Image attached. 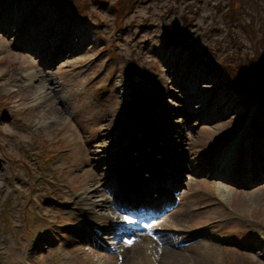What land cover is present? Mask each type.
<instances>
[{
  "label": "rangeland",
  "instance_id": "obj_1",
  "mask_svg": "<svg viewBox=\"0 0 264 264\" xmlns=\"http://www.w3.org/2000/svg\"><path fill=\"white\" fill-rule=\"evenodd\" d=\"M58 1L39 0L34 14L29 17L27 0H0V13L8 7L12 18L11 23L7 22L9 31L5 27L0 31V99L3 101L0 106V183L7 188L0 192V264L4 259L11 264H150L143 262L146 243L137 241L141 249L133 254L135 247H132L134 244L128 246L129 239L124 242V251L120 254L71 243L61 249L60 240L55 238L48 243L49 249L46 251L44 247V253H40V250L27 249L23 242L15 248L14 242L7 240L8 234L16 230L9 228L12 223L21 222L25 231L35 228L37 235L41 227L47 226L42 225V216L46 221L63 222L68 212L76 213L78 198L73 196L72 190H79L83 181V188L88 184L94 186L98 173L101 181L115 186V181L105 179V171L112 168L120 143L119 130L114 126L120 125L121 113L129 114L139 106H143L145 118L147 115L154 119L159 115L160 110L149 95L153 81L158 82L157 100L163 107L159 116L163 141L171 138L166 139V150L172 159L165 167L179 162V171L184 170L178 187L182 193L175 195L172 206L174 209L181 206L192 213L193 206L213 199L216 187L220 186L225 189L224 202L228 205L224 232L238 241L245 240L250 229L253 236V245L242 251L218 241L214 244L210 240H199L192 248L183 249L184 257L174 258L173 263L264 264V132L253 128L264 116L256 114L258 117H254L250 129L244 123L229 144L219 146L228 133L237 129L245 108L237 93L226 84L227 65L249 58L251 61L262 58L264 65V0H139L129 3L126 14L117 12L112 4L116 0L103 3L95 0L88 8L85 0ZM121 1L124 4L128 0ZM72 8L71 20L58 19L53 27L50 26L58 14ZM83 9H87L86 14ZM191 13L194 18L189 26L185 17ZM41 21L46 28L38 26L39 41L43 39L44 42L51 32H55L53 37L58 35L59 40L54 44L45 43L37 54H32L30 47L24 45L30 33L26 32ZM65 27H69L68 31H63ZM184 28L190 33L182 38L179 34ZM172 34L181 39L171 46L167 39ZM221 58L224 74L218 76L213 61ZM33 65L39 68L36 76H30ZM135 72L141 75L142 89L131 87ZM16 75L21 79L19 88L11 87L9 80ZM43 76L52 80L55 90L38 89L34 93L38 78ZM142 92L149 102L143 100ZM50 99L65 111L62 121L52 117L50 108H46ZM211 99L214 103L208 105L207 100ZM29 105L37 107L31 109ZM37 109L44 111L40 117L35 116L34 120L39 123L34 130L25 127L19 118L26 120ZM246 142L251 149L249 153H241L240 147ZM236 144L235 152L225 161L232 159L245 166L240 179L233 184L208 177L209 173L198 180L191 168L185 170L195 158L214 154L215 161L222 160L221 150ZM67 146L70 151L61 155L57 162V149ZM34 151L32 157L37 163L29 156ZM39 151L43 153L42 160H48L53 167L38 162ZM2 153L12 160L5 159ZM13 158L26 162L28 169L15 163ZM246 163L253 164V169L247 170ZM246 171L249 172L247 176ZM62 183L69 189V192L63 189L64 205L56 203L59 200L56 192L62 188ZM96 194V199L105 197L100 192ZM17 195L25 196V200L17 199ZM116 195L117 186L111 198L115 199ZM28 199L42 213L40 219L29 209ZM217 209L193 212L191 216L185 214L176 223L181 227V222L190 219L194 225L190 229L192 232L202 222L224 212ZM117 214L116 210L111 211L115 220ZM166 217L165 222H173ZM241 221L248 226H242ZM63 229L65 231L56 232L54 237L62 238L60 233L69 231ZM219 229L215 228L212 234ZM23 234L24 230L20 232L21 236ZM225 237L222 239L231 244L232 240ZM153 246L161 250L159 245ZM205 251L208 254L201 256L199 261L192 259L194 253Z\"/></svg>",
  "mask_w": 264,
  "mask_h": 264
},
{
  "label": "bare ground",
  "instance_id": "obj_2",
  "mask_svg": "<svg viewBox=\"0 0 264 264\" xmlns=\"http://www.w3.org/2000/svg\"><path fill=\"white\" fill-rule=\"evenodd\" d=\"M7 10H8V7L6 9L2 10L1 13H0V31H2L1 29L4 28V27H5L6 31H9V27L10 26H8L9 24L7 22H9V23L12 22V18L9 15ZM27 19H29V18H27ZM2 21L5 22L6 26H4V23ZM14 24H15V26H17L16 22H14ZM24 24H25V21L23 19L22 25H24ZM40 25H43L46 28L44 21H41L40 23H38L34 27L32 26L31 30H29L28 32H26V29L24 28L26 33L30 32L29 35L27 36V38L25 39L24 45L26 47H27V45L30 47L31 50L29 52H31L32 54H37L39 49L43 48L44 45H45V42H43V39H42L41 42L39 41L38 35H37V32H36L38 26H40ZM58 40H59V36L55 35L54 37H52L50 39V43L54 44ZM44 55H46V52L44 53ZM30 68L32 69V71L30 73V76H36V74L39 72V68L36 65H33ZM38 79H39L38 80V84H37L38 87L34 88V90H33L34 93H37L38 89L51 88V91L55 90L56 87L51 85V83H52L51 79H49L47 77H44V76L41 77V78H38ZM9 80L12 82L11 83V87H14V86H16V88L21 87L20 84H17V82L20 83V78L13 77V79L10 78ZM16 88H13V89H16ZM55 95L56 94L52 95L53 99H54ZM35 106L37 107V105H35ZM46 108H50L49 110L52 113V115H51L52 117L57 118L59 121H62L64 119L65 111L62 112V110H60V108L56 107L54 105L52 99H50V101L47 103V107ZM42 113H44V111H40L39 109H37V111H35L32 114H30L29 118H27L24 121V123L26 125H28V126H31L33 123L36 122L34 120L35 116L36 117L37 116L40 117ZM235 142H236V140H235ZM236 147H237V144L234 145V146H230V147L225 148L223 150V152L221 153V159H222L221 161L224 162L227 156H232V153L235 152V148ZM243 147H244L245 153H249V151L251 149V145L249 143H244ZM1 155L6 157L5 154H3V153ZM5 159H7L8 161L12 160V159H9L7 157ZM2 161L4 162V160H2ZM14 162L17 163V164H20L21 160L17 159V160H14ZM231 163H237V161L236 160H232ZM246 167H247V170H250V169H253L254 165L251 164V163H246ZM122 168H123V166L122 167L113 166L110 170H108L107 175L111 174L112 176H111L110 179H114V175H113V172H114L115 173V177L118 178L119 174L121 173V169ZM0 187H1V185H0ZM88 189H89V186L86 185L84 187V191H83L84 193L88 194V196L86 195V196L80 198V202L82 204L80 210L84 211V218H89V219H91L94 222H98L99 224L101 223L107 229L111 225L114 228H117L118 226L114 224L115 222H113V220L111 219V217H110V215L108 213L98 212V211L95 210V206H98V207H101V208H109L108 201L106 199H100V201L93 200L91 197L95 196L94 189H92L90 192L88 191ZM2 190H3V187H1L0 192ZM216 192L221 198L225 199V197H226L225 196V189H223L220 186H218V187H216ZM92 211H94V212H92ZM180 213H181V209L179 211L175 212L174 214L170 215V217L171 218H175ZM10 214L12 215V213H10ZM132 247H135L133 252H132L133 254H137L138 251H140V249H141L140 246H139V243H137V242ZM145 247H148V245L146 244ZM186 248H188V246L185 247L184 249H186ZM125 254H126L127 257L130 256V253L127 252V251L125 252ZM206 254H208V252H206V251L203 252L202 254H200L199 252L198 253H194V257L192 259L197 262L200 259H202L201 256H204V255L206 256ZM157 256H158L159 264H174L173 263L174 262V258L176 260L178 258H183L184 257V255L182 254V248L179 245H175V246H174V244L173 245H169V244H165V242H164V245L162 247V250L160 251V253H158ZM140 261H141V259H140ZM181 261H183V260H181ZM136 264H139V263L136 262Z\"/></svg>",
  "mask_w": 264,
  "mask_h": 264
},
{
  "label": "trees",
  "instance_id": "obj_3",
  "mask_svg": "<svg viewBox=\"0 0 264 264\" xmlns=\"http://www.w3.org/2000/svg\"><path fill=\"white\" fill-rule=\"evenodd\" d=\"M257 59H253L251 61V58H249V60L239 65V69L240 67L242 68L240 71L242 78L248 77V80L245 79L247 84H250V86L252 85L255 89V92L264 96V65H262L261 61ZM246 62H248L247 65ZM249 81L253 82V84H251Z\"/></svg>",
  "mask_w": 264,
  "mask_h": 264
},
{
  "label": "water",
  "instance_id": "obj_4",
  "mask_svg": "<svg viewBox=\"0 0 264 264\" xmlns=\"http://www.w3.org/2000/svg\"><path fill=\"white\" fill-rule=\"evenodd\" d=\"M133 80H134V82H139L140 81V75L138 74V73H135L134 74V77H133Z\"/></svg>",
  "mask_w": 264,
  "mask_h": 264
},
{
  "label": "snow or ice",
  "instance_id": "obj_5",
  "mask_svg": "<svg viewBox=\"0 0 264 264\" xmlns=\"http://www.w3.org/2000/svg\"><path fill=\"white\" fill-rule=\"evenodd\" d=\"M129 243H131V241H129Z\"/></svg>",
  "mask_w": 264,
  "mask_h": 264
}]
</instances>
